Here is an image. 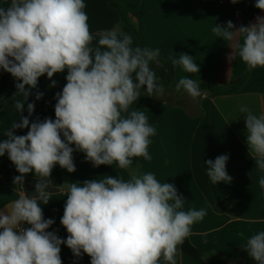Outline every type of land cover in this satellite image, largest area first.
<instances>
[{
	"label": "clouds",
	"instance_id": "1",
	"mask_svg": "<svg viewBox=\"0 0 264 264\" xmlns=\"http://www.w3.org/2000/svg\"><path fill=\"white\" fill-rule=\"evenodd\" d=\"M235 2V0H233ZM255 7L264 11V0ZM84 0H10L0 7V68L17 81L14 108L22 113L31 89L38 79L67 71V83L56 94L55 120L46 118L30 124L35 104H27L28 116L13 121L0 141V156L7 153L20 174L13 183L22 187L29 173L50 177L58 164L69 173L76 171L73 152L82 151L93 167L117 163L128 169L133 158L151 160L148 146L156 128L149 124L144 110H130L146 91L157 97L165 94L150 64L160 50L134 46V38L117 30L100 35L93 45ZM234 24L215 25L212 31L224 41L243 37L238 55L250 69L264 67V17L233 31ZM229 60L234 55H229ZM172 64L185 73L200 72L194 58L186 53L170 56ZM192 76V75H191ZM56 81H52L55 86ZM25 86H28L27 88ZM182 88L195 102L201 97L200 83L190 75L179 79ZM43 97L37 93L36 99ZM245 118L246 144L257 168L264 170V114L256 115L241 106ZM27 128L26 135L14 130ZM63 135V139L61 138ZM70 145H75V149ZM228 155L205 161L213 185L230 183L226 171ZM86 180L67 184L61 225L69 234L59 238L47 231L53 219H45L41 207L48 203V183L39 179L37 196L20 197L0 210V264H62L61 244L76 257L82 253L90 264H177L178 246L191 234L192 225L202 221L207 210H184L185 199L171 183H161L148 172L118 179ZM264 188V176L259 179ZM27 223L29 228H23ZM242 249L257 264H264V231L249 237Z\"/></svg>",
	"mask_w": 264,
	"mask_h": 264
},
{
	"label": "crops",
	"instance_id": "2",
	"mask_svg": "<svg viewBox=\"0 0 264 264\" xmlns=\"http://www.w3.org/2000/svg\"><path fill=\"white\" fill-rule=\"evenodd\" d=\"M114 1L126 10L145 45L160 50L157 59L167 69L174 70L176 83L190 75L199 83L209 82L222 89L216 92L201 89V113L191 116L186 110L185 100H177L172 105L168 103L171 98L184 93L182 88L167 98L166 94L152 96L144 86L130 110H144L149 124L156 128L148 146L151 160L133 158L128 169H121L115 162L111 166L93 167L86 160L85 153L74 151L75 172L69 173L57 164L50 177L46 178L51 186L57 188L46 191L49 193L47 204L40 202L44 218L54 220L47 231L55 232L61 239L69 235L60 223L69 194L67 184L104 179V175L128 180L132 175L151 172L159 182L174 185L178 195L185 199L184 210H207L203 220L192 225L186 241L214 258L230 257L257 263L241 246L252 235L264 231V188L259 185L264 170L256 167L254 154L249 153L245 126L247 114H242L240 108L247 106L258 116L264 114V68L250 69L239 57L242 36L224 41L212 29L215 25L226 27L231 21L235 26L233 31H236L241 26L255 24L257 17H264V11L255 7L256 0ZM9 3L10 0H0V7H7ZM84 3L89 29L94 37L93 45L107 31L125 33L121 29V16L116 4L110 0H84ZM134 46H139L135 38ZM181 53L194 58L200 67L199 73L188 74L181 66L172 64L170 56ZM229 55H234V59L229 60ZM155 73L159 81L158 73ZM66 75L67 71L54 74L52 80L46 74L41 76L37 87L30 90L23 112L17 113L13 106L15 101L25 99L17 93L16 84L20 81L0 68V141L6 139L3 133L13 121L19 123L21 115L28 116V103L35 104L29 117L30 124L37 119L55 120L56 94L62 92L67 83ZM240 77H246L245 82L239 88L231 89L232 81ZM53 80L56 84L50 86ZM37 93H43L39 100L36 99ZM155 101L159 104L153 106ZM27 131V128L16 129L14 134L26 135ZM70 146L75 149V145ZM220 155L229 157L226 171L232 180L213 185L207 175L205 161H214ZM18 175L7 153L0 156V210L18 199L23 191L25 193L24 183L22 187L13 183ZM27 178L38 177L29 173L24 182ZM60 247L62 264H90L91 258L87 254L76 257L65 244ZM176 261L177 264H206L185 252L182 245L178 246ZM159 264H166L162 257Z\"/></svg>",
	"mask_w": 264,
	"mask_h": 264
},
{
	"label": "trees",
	"instance_id": "3",
	"mask_svg": "<svg viewBox=\"0 0 264 264\" xmlns=\"http://www.w3.org/2000/svg\"><path fill=\"white\" fill-rule=\"evenodd\" d=\"M110 2L114 3L118 7V11L121 16V29L123 32L128 33L132 35L138 45L141 48L147 47L142 40V37L140 35V32L135 24H133L126 12L120 4L115 2L114 0H110ZM150 67H152L157 73L159 77V83L164 85L165 88V94L166 97L169 98L168 96L173 93L177 88H176V81L174 79V70L173 69H167L163 64L160 63V61L156 58L151 64ZM264 67H257L256 69H263ZM246 80V77H240L232 81L230 84L231 89H237L239 88ZM200 87L202 90H208L210 92H216L221 90L222 88L209 83V82H202L200 83ZM158 101H155L152 103L153 106L158 105ZM118 179H123L121 177H116ZM125 180V179H124ZM2 231V229H0ZM182 249L194 256L195 258L199 259L200 261L206 263V264H231L228 260L225 258L219 257V258H214L211 254L206 252L205 250L195 247L192 244H190L188 241H184L182 244ZM243 264H257L252 261H245Z\"/></svg>",
	"mask_w": 264,
	"mask_h": 264
},
{
	"label": "water",
	"instance_id": "4",
	"mask_svg": "<svg viewBox=\"0 0 264 264\" xmlns=\"http://www.w3.org/2000/svg\"><path fill=\"white\" fill-rule=\"evenodd\" d=\"M201 97H197L195 102H193L192 99L189 97V95L186 92H184L183 94L179 96H175L171 98L168 103L172 105V104H175L177 100H185L186 101L185 107H186L187 112L191 116H196L201 113V108H200ZM39 179H43L48 183V187L45 189V191H55L57 189L51 186L46 178H27L24 182V190H25L26 197L32 198L33 196L39 195L38 193L35 192V184L38 182ZM226 260H228L231 264H243L242 260L235 259V258L226 257Z\"/></svg>",
	"mask_w": 264,
	"mask_h": 264
},
{
	"label": "built area",
	"instance_id": "5",
	"mask_svg": "<svg viewBox=\"0 0 264 264\" xmlns=\"http://www.w3.org/2000/svg\"><path fill=\"white\" fill-rule=\"evenodd\" d=\"M222 1H224V0H222ZM22 227L25 228V229H26V228H29V226H28L27 223H24V224L22 225Z\"/></svg>",
	"mask_w": 264,
	"mask_h": 264
}]
</instances>
